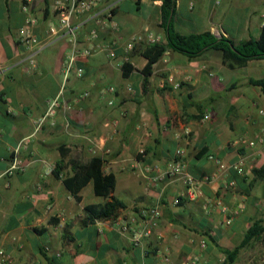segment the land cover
Returning <instances> with one entry per match:
<instances>
[{
	"label": "crops",
	"instance_id": "obj_1",
	"mask_svg": "<svg viewBox=\"0 0 264 264\" xmlns=\"http://www.w3.org/2000/svg\"><path fill=\"white\" fill-rule=\"evenodd\" d=\"M56 1L0 0V249L12 255V264H157L158 250L164 247L170 249L172 264L189 255L199 256L198 264H212L219 249L230 250L243 240L264 202V178L256 174L264 169V141L253 147L247 143L264 139L259 115L264 94L250 84L264 78V59L231 69L223 51L190 59L167 50L146 75L147 46L126 53L123 44L143 31L166 42L163 2L106 0L101 10L115 6L119 31L107 29L90 41L97 13L85 15L74 21L77 46H102L118 36L122 42L116 58L99 49L78 58L83 77H66L71 38H55L42 48L18 42L28 15L37 20L38 39L50 37V27L58 25ZM174 24L182 35L211 32L237 44L259 40L264 0H177ZM170 78L181 87L174 89ZM110 88L115 92L105 93ZM53 100L59 106L39 125ZM207 113L211 119L204 120ZM179 150L197 177L215 173L217 165L209 155L227 164L246 160L245 175L228 176L235 189L226 190L221 182L204 186L206 199L223 196L230 208L245 201V211L231 226L204 199L182 196V181L160 178ZM95 157L104 160L105 174L116 176L112 197L125 207L114 219L88 223L85 208L110 199L97 196L90 181L77 200L64 179L74 175L75 165ZM16 159L21 168L9 174ZM59 164L65 168L60 176L55 173ZM155 206L162 211L163 240L154 235L141 247L133 246L117 221ZM206 237L216 244L208 239L201 250L199 242Z\"/></svg>",
	"mask_w": 264,
	"mask_h": 264
},
{
	"label": "built area",
	"instance_id": "obj_2",
	"mask_svg": "<svg viewBox=\"0 0 264 264\" xmlns=\"http://www.w3.org/2000/svg\"><path fill=\"white\" fill-rule=\"evenodd\" d=\"M104 3H106V0H57L55 3V11L58 15V25L50 27V37L46 41H40L34 34L37 20L31 15H28L25 19L24 25L19 30L18 42L27 48H42L48 45L55 38H71L73 41V47L66 56L64 73L66 77L72 73H75L78 77H83L85 70L83 67L77 65L78 58L91 56L96 51L101 49L102 51H106L110 59H114L117 56L118 48L121 46L122 41L118 36L102 46L94 45L88 49H80L77 46L78 33L75 28L74 21L85 15L97 13L96 27L91 30L89 35L90 41L96 42L101 37L102 32H105L107 29H111L116 33L119 31V24L114 15L115 6L111 5L101 10ZM24 11L29 13L28 5H24ZM163 40V37L160 35H156L149 31H143L133 34L128 38V40L123 44L124 51L126 53H130L139 45L148 46L160 44L163 43ZM32 63L35 65L34 61H32ZM169 83L172 84L174 89L181 87V84L175 82L173 78L169 79ZM165 85L166 84H164V87ZM114 92V88H110L105 91V93ZM87 95L88 94H85L84 96ZM110 104H112V101ZM58 106V100L50 102L48 112L40 121L39 125H41L48 116L53 115ZM259 115L262 117V121L264 123V108L259 110ZM209 119H211V114L207 113L204 116V120ZM257 141L263 142L264 139L263 137L258 136L257 139L248 141L247 143L253 147L256 145ZM208 158L217 165L215 173L212 175L197 177L190 171L188 164L185 162L184 151L179 150L177 152V158L166 165V169L160 178L171 177L182 181L185 184V192L182 196L188 197L193 201L204 199L205 205L208 209L219 210V212L225 216L224 225L229 227L233 224L234 219L245 211V201H240L236 207L230 208L224 203L223 196L217 197L215 200L206 199L204 195V186L221 182L225 184L224 189H235L236 182L227 180L228 176L230 173H235L238 176L245 175L246 160L241 159L234 164H227L214 155H209ZM20 168V163L16 159L9 169V174L14 173ZM179 201V199H176L174 204L178 205ZM161 218L162 211L159 206H155L153 208L143 210L135 216L122 217L117 221V225L123 234L130 237L133 246L141 247L154 235H157L159 240H163V234L159 232ZM199 247L201 250H205L208 247V239L202 238L199 242ZM157 256V264H172V257L168 247L159 249ZM199 261V256L189 255L180 264H198ZM12 263V255L6 250L0 249V264Z\"/></svg>",
	"mask_w": 264,
	"mask_h": 264
},
{
	"label": "trees",
	"instance_id": "obj_3",
	"mask_svg": "<svg viewBox=\"0 0 264 264\" xmlns=\"http://www.w3.org/2000/svg\"><path fill=\"white\" fill-rule=\"evenodd\" d=\"M156 1V0H153ZM163 2L161 7V28L164 30L166 42L148 45L143 55L148 59L145 68L146 75H150L153 65L157 63L167 50L180 53L190 59L198 58L209 50L223 51L230 60L228 66L231 69L244 67L251 60L264 59V29L259 40L243 41L239 44L225 36H216L211 32L202 34L182 35L175 27L174 18L177 11V0H160ZM236 48V51L232 47ZM127 64L124 65V75L128 76ZM250 84L261 88L264 94V78L251 79ZM104 160L100 157L93 158L87 164H79L74 166V175L66 177L64 183L67 188L80 200L79 193L90 181L94 183V189L97 196L104 197L107 200L103 205H90L85 208L87 215L86 222H95L102 219H114L117 217L120 209L125 206L119 200L112 197L116 187V176L113 174H105ZM64 165L59 164L55 173L60 176L64 170ZM257 176L264 178V169L256 171ZM215 242L213 237H206ZM264 239V217H257L251 223L246 231L243 240L233 249H219L225 256L223 264H236L241 253L244 250L253 248L257 243Z\"/></svg>",
	"mask_w": 264,
	"mask_h": 264
},
{
	"label": "rangeland",
	"instance_id": "obj_4",
	"mask_svg": "<svg viewBox=\"0 0 264 264\" xmlns=\"http://www.w3.org/2000/svg\"><path fill=\"white\" fill-rule=\"evenodd\" d=\"M260 192L264 195V187L260 188ZM260 213L258 217H264V202L261 205ZM240 243V242H239ZM239 243H234L231 247L233 249L235 246L239 245ZM225 256L222 253H219L217 257H215L212 264H223ZM236 264H264V239L262 242L257 243L253 248L244 250L239 260Z\"/></svg>",
	"mask_w": 264,
	"mask_h": 264
},
{
	"label": "water",
	"instance_id": "obj_5",
	"mask_svg": "<svg viewBox=\"0 0 264 264\" xmlns=\"http://www.w3.org/2000/svg\"><path fill=\"white\" fill-rule=\"evenodd\" d=\"M218 37H220V36H218ZM232 49H233L234 51H236V48H235L234 46L232 47Z\"/></svg>",
	"mask_w": 264,
	"mask_h": 264
}]
</instances>
